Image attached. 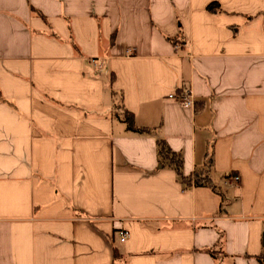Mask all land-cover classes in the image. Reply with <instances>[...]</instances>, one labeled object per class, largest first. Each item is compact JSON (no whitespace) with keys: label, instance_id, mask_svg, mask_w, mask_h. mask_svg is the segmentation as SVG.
<instances>
[{"label":"crops","instance_id":"obj_1","mask_svg":"<svg viewBox=\"0 0 264 264\" xmlns=\"http://www.w3.org/2000/svg\"><path fill=\"white\" fill-rule=\"evenodd\" d=\"M0 264H264V0H0Z\"/></svg>","mask_w":264,"mask_h":264},{"label":"trees","instance_id":"obj_2","mask_svg":"<svg viewBox=\"0 0 264 264\" xmlns=\"http://www.w3.org/2000/svg\"><path fill=\"white\" fill-rule=\"evenodd\" d=\"M219 7L218 3L212 2L208 5L209 10H217ZM175 42V40H173ZM124 122L127 124V128L130 131L137 132L140 134L151 133L150 129L144 127H137L134 121V114L125 110L124 111ZM158 155L159 162L161 165L172 166L177 171V175L181 182L187 186H209L216 190L211 173L213 166L212 156L207 155V159L202 168L196 169L190 176H186L183 171V157L181 154L171 150L167 142L164 139H158Z\"/></svg>","mask_w":264,"mask_h":264},{"label":"built area","instance_id":"obj_3","mask_svg":"<svg viewBox=\"0 0 264 264\" xmlns=\"http://www.w3.org/2000/svg\"><path fill=\"white\" fill-rule=\"evenodd\" d=\"M170 97H176V95L175 94H170ZM177 98H179V100L181 102H183V104L185 106H191V105L194 104V101L192 99L191 93L188 90L182 92L179 96H177ZM233 179L238 182V181H240V176L239 175H234ZM119 236H120V241L121 242H125L127 240L128 236H129V233H128L127 230L122 229L119 232Z\"/></svg>","mask_w":264,"mask_h":264},{"label":"rangeland","instance_id":"obj_4","mask_svg":"<svg viewBox=\"0 0 264 264\" xmlns=\"http://www.w3.org/2000/svg\"><path fill=\"white\" fill-rule=\"evenodd\" d=\"M124 113H125V112H124V111H122V115H123L122 117H123V118H124Z\"/></svg>","mask_w":264,"mask_h":264}]
</instances>
